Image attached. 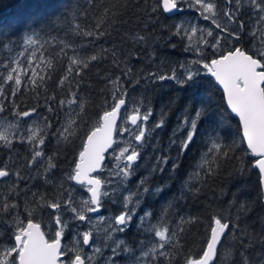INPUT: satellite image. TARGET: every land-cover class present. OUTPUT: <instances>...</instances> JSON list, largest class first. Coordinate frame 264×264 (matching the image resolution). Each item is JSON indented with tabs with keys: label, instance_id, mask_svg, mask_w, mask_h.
<instances>
[{
	"label": "snow or ice",
	"instance_id": "snow-or-ice-1",
	"mask_svg": "<svg viewBox=\"0 0 264 264\" xmlns=\"http://www.w3.org/2000/svg\"><path fill=\"white\" fill-rule=\"evenodd\" d=\"M184 2L162 0L163 10L179 13ZM57 5L51 11L23 19H0V53L5 54L0 59V113L10 111L15 121L0 118V147L11 150L14 142L29 145L30 158L25 159L23 167L35 171L36 179L42 178L45 185L57 190L56 196L50 198L31 188L22 191L18 184H4L0 191V226L7 231L0 232V264H100L101 259L104 264H117L122 253L129 264H177L178 256L183 257V264H264V216L252 220L253 206L246 201L233 199L226 210H212L204 246L196 256L183 254L181 238L186 226L196 223L197 218L180 216L175 226L169 220L170 210L181 199L198 195L222 164L234 159L235 149L223 143L218 131L233 114L242 131L241 142L246 143L254 158L252 166L259 171L260 204L264 207V0H224L223 8L217 0H187V6L212 27L191 21L173 25L172 35L186 41L184 51L193 58L178 65L179 75L173 66L170 73L148 72L142 76L144 83L174 81L189 94L177 129L169 139V150L175 147L182 156L198 136L206 138V151L195 170L177 181L179 195L171 199L170 185L150 184L155 174L163 175L168 170L169 163L172 173L179 170L174 158L162 154L155 136L156 130L164 127L166 114L161 112V118L149 126L152 107L145 104L143 97L131 95L141 84V77L129 67L131 54L111 43V39L110 47H97L103 38H112L123 26L127 0H57ZM245 8L259 27L249 30L248 23L241 19ZM151 11L154 14L156 10ZM131 39L141 44L146 38L137 34ZM225 46L227 50H223ZM106 58L120 75L106 78L110 103L106 99L104 110L92 120L86 107L88 100L80 93L82 75L92 63ZM148 58L154 61L155 52L148 53ZM58 65L64 74L56 87L65 95L57 102L56 93L49 95L47 85ZM215 88L222 90L220 102L213 98ZM22 89L34 94L35 107L21 110L16 98ZM41 90L45 93L42 106ZM40 110L53 116L59 110L64 120L61 123L57 118L60 126L53 131L52 120L41 117ZM34 116L37 119L23 128L20 121ZM124 134L127 140L115 138ZM177 134L182 138L177 139ZM50 138L58 145L81 139L73 167L62 180L54 175L58 155H47L44 150ZM149 148L154 153L148 157L154 160L150 166L144 163ZM109 150L116 164L108 169L109 176L102 178ZM142 166L147 175H140L132 190L128 185ZM12 176L17 181L23 179L20 169L0 166V181ZM68 182L80 185L85 198L77 201L73 189L64 188ZM152 196L166 201L158 216L144 206ZM108 201L122 210L102 215ZM44 211L49 212L47 232L36 220ZM90 214H95V219ZM82 226L87 230L80 231ZM133 228L147 239L128 242L116 238ZM66 233L72 234L69 244L64 243ZM101 235L103 240H99ZM100 244L111 252L110 256L104 255Z\"/></svg>",
	"mask_w": 264,
	"mask_h": 264
},
{
	"label": "trees",
	"instance_id": "trees-1",
	"mask_svg": "<svg viewBox=\"0 0 264 264\" xmlns=\"http://www.w3.org/2000/svg\"><path fill=\"white\" fill-rule=\"evenodd\" d=\"M128 8L127 14L123 16V26L113 33L112 38H103L97 47L103 45L104 47H110L111 44L108 41L111 39V43L122 47L127 54H131L129 67L133 69V73L136 76L141 77V84L135 91L131 92L132 97L136 99L144 98L145 104H148L153 109V115L150 117L149 126L154 125L160 118L161 112L165 113V125L161 129H157L155 136L158 140L159 147L162 150V154H167L174 158V161L179 164V170L172 173L171 163L168 165L163 175L157 173L150 180L152 186L168 184L171 186V192L168 193V198L171 199L173 195H179L178 192V180H183L190 172L195 170V165L200 160L201 154L206 151L205 142L206 138L200 135L196 138V142L190 147V150L182 156H178L177 149L175 147L169 150V139L172 136L174 130L177 129L179 121L181 119V112L188 100L189 94L185 92L174 81L165 80L151 83H144L142 76L148 72H159L163 74L165 72L170 73L173 66L177 67V74L179 75L178 65L193 57L184 51L186 41L180 37L172 35L173 25L180 22L191 21L201 26V22L194 21L196 17L195 9L187 6V1L181 4V7H185L183 11L176 13L172 16L167 15L162 6L161 0H127ZM218 5L223 8L224 0H217ZM139 5L138 7L136 5ZM57 5V0H0V19L7 20L11 18L23 19L30 14L40 13L45 11H51ZM155 8V13L152 14V9ZM251 13L244 9L241 19L245 20L249 25V30L252 26L259 27L255 24V19H250ZM147 25V28L145 27ZM203 25V24H202ZM22 27V25H21ZM205 28L212 27L210 22H205ZM144 36L145 42L136 44L131 39L135 35ZM258 45V41H256ZM175 45V48L172 47ZM249 47L252 45L249 44ZM147 49V51H145ZM227 50V46L223 48ZM155 52L156 59L149 60L148 53ZM91 54V49H89ZM5 54L0 53V59ZM71 55V53H69ZM139 57V59H137ZM125 57H121L124 59ZM0 71H3L0 69ZM203 71V70H202ZM63 68L57 66V70L53 73L52 80L48 82V94L56 93L57 102L63 98L65 93L59 91L56 87L58 79L62 76ZM120 75V72L116 70L111 60L106 58L102 62H94L88 69L83 72L82 83L80 86L81 95L88 100L87 111L92 120L97 118V112L104 110V101L107 99L110 103L109 89L107 87L106 78L111 76L115 78ZM214 100L221 101L222 91L219 88L212 90ZM45 93L40 91V104L43 105ZM16 102L21 105V110H27L36 106V99L34 94L27 89H22V92L17 95ZM10 108V105H9ZM39 115L41 117L47 116L53 122V131L59 127L60 124L56 123L57 118L62 123L64 120V114L61 111H57L53 116L48 113L47 110H40ZM227 115V112H226ZM0 118H6L9 122H15L10 114V111L0 113ZM37 117L30 119L25 118L20 121L23 128H27ZM118 124L122 125V121ZM220 135L223 137V143L234 148V159L228 163H224L221 166L219 173L208 180V183L202 186L198 195L188 196L181 199L177 206L170 210L169 220L175 226V221L179 220L180 216L196 217L197 222L186 226V231L181 238V244L183 245V254H191L196 256L201 253V249L204 246L203 241L206 238V227L209 223V215L214 209H227L229 203L236 199L237 201H246L253 206V211L250 214L252 220H255L257 216H264V207L260 204V175L258 169L252 166L253 157L246 148V144L241 142L242 131L240 130L237 118L232 116L228 119L224 125L218 129ZM82 135V133H81ZM182 138L180 134H177V139ZM118 140H127V134L123 136H116ZM154 143L156 141H153ZM81 139L74 138L72 143L69 144H57L55 139H49L46 143L45 153L52 155L56 153L58 159L56 160L57 169L54 173L57 180H62L64 175L70 171L73 167V161L75 160ZM107 153V158L104 163L105 169L101 173L102 178L108 177V169L113 168L116 161L112 158V155ZM154 153L149 148L146 151L144 163H154V160L149 161L148 157L153 156ZM29 157V145L20 144L14 142L11 150L0 147V166H7L13 171L16 169L21 170L22 180L17 181L15 176L8 178L6 181H0V191L4 190V184L15 185L18 184L19 189L27 191L31 188L32 192L39 191L41 193H47L51 198L56 196L57 190L51 185H45L43 179H36V172L29 171L23 167L25 159ZM242 168V171L240 170ZM140 175H147L143 166L138 171L137 176L133 177L128 185L129 188L135 190L136 181ZM32 176L34 179L29 180L28 177ZM115 181V178H113ZM59 185H57L58 188ZM73 189V195L77 201L84 197L85 190L80 185L74 182L64 183V188ZM31 193H29V196ZM23 195H21V209L24 207ZM166 203L165 200L158 199L155 196L149 197L144 201L145 209L151 211L157 216L159 215L162 206ZM105 209L102 211V215L109 216L118 214L122 208L118 204H114L108 201L105 204ZM143 215V212L140 213ZM95 219V214H90ZM234 215V213H233ZM67 218V217H66ZM8 219V217H5ZM37 222L42 223V228L47 232L49 224V212L44 211L41 215L36 217ZM155 222V218L154 221ZM252 221H249L251 223ZM75 229V225H73ZM87 230L86 226H82L80 231ZM3 226H0V232H6ZM10 235V233H9ZM117 239H125L128 242L133 240H146L147 237L143 235H137V229L133 228L130 232L124 235H117ZM72 240V234L66 233L65 244H69ZM99 240H103V236L99 237ZM7 243V241H3ZM110 243V242H108ZM104 248L103 244H100ZM86 252L91 250L85 248ZM138 254V253H137ZM104 255L110 256L111 252L104 248ZM122 258L117 264H129L126 254H121ZM100 264H104V260H100ZM177 264H183V257H177Z\"/></svg>",
	"mask_w": 264,
	"mask_h": 264
},
{
	"label": "flooded vegetation",
	"instance_id": "flooded-vegetation-1",
	"mask_svg": "<svg viewBox=\"0 0 264 264\" xmlns=\"http://www.w3.org/2000/svg\"><path fill=\"white\" fill-rule=\"evenodd\" d=\"M180 7H181V6H180ZM181 8H182V11H183V9H185V7H181ZM195 12H196V10H195ZM195 20H196V21L198 20L197 22H201L203 25H205V22H206V21H204V20L199 16V14H198L197 12H196V17H195L194 21H195ZM202 24H201V25H202Z\"/></svg>",
	"mask_w": 264,
	"mask_h": 264
},
{
	"label": "water",
	"instance_id": "water-1",
	"mask_svg": "<svg viewBox=\"0 0 264 264\" xmlns=\"http://www.w3.org/2000/svg\"><path fill=\"white\" fill-rule=\"evenodd\" d=\"M161 6H162V8H163V5H162V0H161ZM166 13V12H165ZM167 15H169V16H172V15H174V14H176V12H172V13H166ZM221 90V89H220ZM222 91V90H221ZM233 116H234V114H233ZM237 120H238V118H237ZM118 123H119V121H118ZM116 138V137H115ZM246 144V143H245ZM111 150H109V152H110ZM108 152V153H109ZM106 158H107V153H106V155H105V160H104V163H105V161H106Z\"/></svg>",
	"mask_w": 264,
	"mask_h": 264
},
{
	"label": "rangeland",
	"instance_id": "rangeland-1",
	"mask_svg": "<svg viewBox=\"0 0 264 264\" xmlns=\"http://www.w3.org/2000/svg\"><path fill=\"white\" fill-rule=\"evenodd\" d=\"M185 1H187V0H185ZM202 27H204V25H201Z\"/></svg>",
	"mask_w": 264,
	"mask_h": 264
},
{
	"label": "bare ground",
	"instance_id": "bare-ground-1",
	"mask_svg": "<svg viewBox=\"0 0 264 264\" xmlns=\"http://www.w3.org/2000/svg\"><path fill=\"white\" fill-rule=\"evenodd\" d=\"M75 183V182H74Z\"/></svg>",
	"mask_w": 264,
	"mask_h": 264
}]
</instances>
